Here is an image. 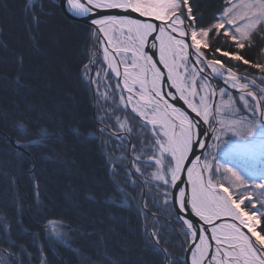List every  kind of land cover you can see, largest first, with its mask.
Instances as JSON below:
<instances>
[{"label": "snow or ice", "instance_id": "1", "mask_svg": "<svg viewBox=\"0 0 264 264\" xmlns=\"http://www.w3.org/2000/svg\"><path fill=\"white\" fill-rule=\"evenodd\" d=\"M225 3L227 6L206 26L200 25L202 17L194 15L190 0H61L60 4L61 9L71 17H90V24L95 26L93 34H103L106 41L103 47V61L107 68L104 73L105 90L100 91L101 72L92 71L98 59L95 54L79 71L81 83L96 96L102 97L105 104H109L110 97L114 104L119 94L116 110H126L130 106L131 113L143 121L140 127L151 129L150 139L142 141L139 149L130 145L131 153L139 154L119 158L106 155L105 177L119 195L103 201L90 194L83 198L113 209L131 210L135 207L137 213L145 218L139 231L146 246L158 254L162 253L164 264H174L172 254L165 247L170 241L164 240L163 226L158 225L156 214L145 211L146 204L144 208L135 205L136 197L133 195L138 186H143L140 177L145 176L147 169L153 166L155 170L150 173L151 179L158 186L173 187L178 193L173 195L172 203L176 219L181 223L177 233L184 238L181 246L188 245V264H264V199L250 194L251 183L248 182L246 187V181L231 167L217 164L213 168V164L207 161L201 164L200 156L189 159L196 148L203 150L207 147L201 140L204 134L201 123L216 121L213 114L216 91L211 87L209 76L211 79L220 77L231 88L246 92L248 99L245 96L240 99L250 108L251 121H255L257 114L264 117V89L259 96L249 91L250 85L256 87V80L241 76L238 65L228 62L237 61L264 73V63L253 62L241 54L246 48L256 47L258 39L264 41V0H225ZM45 6L43 0H40L39 6L33 5L32 0H26L27 26L33 32L45 22ZM133 14L137 15L134 17ZM229 48L237 51L227 50ZM261 51L264 52V48ZM220 57H227L228 61ZM24 62L25 55L20 53L15 79L17 91L29 87L23 83ZM109 74L115 78L114 86L109 81ZM242 80L245 82L242 83ZM260 82L264 84V78ZM165 84L169 85L168 91L164 90ZM225 94L226 89L221 88L220 97ZM176 101H183L191 113H195V118L177 107ZM228 107L221 101L215 105V112ZM16 108L19 109L18 104ZM45 115L42 112L39 119L33 120L16 111L11 126L7 120L0 124V141L9 146L8 155L12 157L9 167H22L31 162L30 172L35 176V161L28 159L30 150L48 147L54 138L58 142L60 125L63 124V120L44 119ZM105 116L109 114L106 112ZM116 119L120 130L129 134L132 132L127 121H120L119 117ZM219 124L223 132L232 130L236 122L226 124L221 120ZM104 131L100 129L101 134ZM72 134L85 142L89 138L76 130H72ZM114 135L116 133H109V138ZM216 138L219 139V136ZM134 139L140 138L137 136ZM118 147L123 148V145ZM124 159L128 160L127 164L121 163ZM186 163L190 167H186ZM221 169L223 174H230L226 185L214 179V173L221 174ZM185 171L191 185L190 194L176 187ZM3 174L10 185L15 183L14 175ZM261 181H257L254 187L264 196V182ZM36 195L39 196V193ZM167 196L168 192H164L165 205L168 204ZM150 215L153 217L151 223L147 219ZM193 216L198 220L194 222L191 219ZM222 219L231 220V223H221ZM8 220L7 215H0V264H26V258L48 264L45 246L39 243L40 237L43 236L51 245L71 247L73 240L70 234L76 231L63 219L45 217L39 232L23 233L32 237V244L38 252V256H34L28 251V245L12 238ZM89 223L93 230L86 235L98 236L104 243L105 221L97 218L90 219ZM80 258L83 264H99L83 254ZM104 259L111 261L107 248L104 249Z\"/></svg>", "mask_w": 264, "mask_h": 264}, {"label": "trees", "instance_id": "2", "mask_svg": "<svg viewBox=\"0 0 264 264\" xmlns=\"http://www.w3.org/2000/svg\"><path fill=\"white\" fill-rule=\"evenodd\" d=\"M32 2L39 6L40 0ZM43 3L46 5L43 9L45 22L33 32L27 26L26 0H0V124L7 120L11 126L16 111L33 120L39 119L43 112L46 114L44 119L63 120L60 125L61 136L58 142L55 138L49 142L48 147L30 150L28 159L35 161L36 166L34 177L30 172L31 162L22 167L8 166L12 159L8 155L10 148L0 141V215L9 217L7 222L12 227V238L18 243L28 245V251L34 256H38V252L32 244V237L23 233L39 232L45 217L63 219L76 229L70 234L73 240L71 246L76 244L79 252L64 245H51L43 236L40 237L45 246L48 264H83L81 254L91 257L99 264H164L163 254H158L146 246L139 231L145 218L137 213L135 207L131 210L113 209L83 198L90 194L103 201L110 196L119 195L108 183L104 171L106 155L109 158L116 157L113 156V151L119 138L116 135L109 138V133L112 132L107 128L101 134V119L98 106L95 110L94 94L81 83L79 77L83 64L88 62L97 48L93 28L70 18L61 9L59 0H43ZM190 3L194 15L202 17L199 21L202 26L211 23L227 6L225 0H190ZM262 48L264 41L258 39L256 47L246 48L241 54L253 62L264 63ZM227 50L237 51L235 48ZM20 53L25 55L23 83L29 87L17 91L15 79L19 70L17 56ZM220 58L228 61L227 57ZM99 62L103 63L101 57L96 60L97 65ZM228 62L233 66L238 65L239 74L255 79L264 87L260 82L264 73L237 61ZM111 77L109 74V78ZM218 87L219 90L223 88L221 84ZM230 95L245 116L246 111L240 102L241 94L231 92ZM17 104L19 109L16 108ZM125 115L133 129L130 133L133 145L139 149L142 146V136L149 138L150 133L140 127L142 122L131 111L125 112ZM104 122V125L119 131L111 116L106 117ZM72 130L88 136V140L85 142L73 135ZM7 134L14 136L17 133ZM137 136L139 140L134 139ZM226 142L227 136H223L218 147L220 151ZM220 160L221 165L236 168L252 176L254 181L249 177L243 178L246 181L245 186H249L250 182L253 186L250 194L264 199L260 190L254 187L257 181L264 180V158L255 162L245 157L221 156ZM4 172L15 176L14 184H9ZM226 176L221 169L217 181L226 185ZM36 184L39 185L38 188ZM35 188L38 189L39 196L36 195ZM140 190L141 187L138 186L133 193L136 197L135 205L144 208ZM145 204V211L155 213L158 225L163 226L164 240L170 241L165 247L172 254L171 260L174 264H187L182 260L187 244L182 247L184 238L177 235L181 223L176 219L174 207L163 211L165 215L161 214V209L166 206L158 201V196L150 189ZM97 218L105 221L104 243L100 242L98 236L86 235L93 230L89 220ZM147 219L151 223L153 217L150 215ZM105 248L111 261L104 259ZM26 264H39V261L26 258Z\"/></svg>", "mask_w": 264, "mask_h": 264}, {"label": "rangeland", "instance_id": "3", "mask_svg": "<svg viewBox=\"0 0 264 264\" xmlns=\"http://www.w3.org/2000/svg\"><path fill=\"white\" fill-rule=\"evenodd\" d=\"M95 39H96V44H98V35L95 34ZM97 46V45H96ZM102 47H104L103 42H102ZM97 49V48H96ZM97 69L95 70V68ZM189 69L192 68L191 62L188 64ZM99 70L101 72V77H100V91L103 92L105 90L104 88V73L107 71L106 64L103 62L97 63L92 66V71L93 73L95 71ZM201 80L203 79L202 77L200 78ZM109 81L112 83L114 86L115 84V78L111 77L109 78ZM199 83L200 81L198 80L197 82V90L199 92ZM211 87L214 89V87L211 85ZM226 89L225 87H223ZM261 92V89H260ZM230 91L226 89V94L221 98L220 97V90L218 94V101L217 103H220L223 101L227 105H229L228 108H222L219 113H217L216 116V121L219 125V121H224L226 124H232L233 121L236 122L235 126L233 127L232 130H224L223 132L220 131V134H216L214 138V143L211 145L209 152L205 155L203 159V163L205 161L213 164V168L217 164H221L220 157L221 156H234V157H245L249 158L251 161H257V160H262L264 158V126L260 121L259 115H256L255 121H251L249 112L250 108H248L246 105H244L243 101L240 100L242 107L246 111V115H242L240 112V109L236 105V101L232 98L230 95ZM94 94V104L97 109L98 106V113L100 115V128L105 129L107 128L112 129V127H108V125H104L105 122L103 123L104 119L106 118L105 113L107 112L109 116H111L112 120L117 124V128L119 129V123L117 122V117L120 118V121H127L128 118L125 115V112L131 111V107L129 106L128 109H121V110H116V106L119 105V94L115 97V103L113 104L112 98H109V104H105L103 102L102 97L96 96ZM126 95V93H125ZM244 96V95H241ZM98 98V102H97ZM231 98V99H230ZM247 99V97L245 96ZM198 102V101H197ZM252 102L249 101V104ZM234 109V110H232ZM134 114V113H133ZM136 116V114H134ZM103 118V119H102ZM141 121V120H140ZM143 123V121H141ZM215 123V122H214ZM127 126L131 127V124L127 122ZM147 131L150 133L148 134L149 138H145V136H142L141 142L144 141L145 139H150L151 136V129L150 127L147 129ZM118 132H124V130H120ZM127 132V131H125ZM217 136H219V139L221 140L223 136H227V142L225 143V146H223V150L220 151L219 143L220 140L218 139L217 141ZM119 141L116 145L115 150L113 151V156L115 155L116 158L119 157H128L129 156V142L127 137H119ZM219 142V143H218ZM123 145V148L118 147L119 145ZM215 145V147H213ZM128 152V154H127ZM134 155V154H133ZM136 155V154H135ZM215 158V159H214ZM124 163H128L127 159L122 160ZM235 170L242 178L249 177L251 181H254L252 179V176L248 175L246 172H243L241 170H238L236 168H232ZM155 170V167L148 168L146 171L145 176H142L141 179V187L140 191H144L148 194L149 189L151 190L152 193H154L156 196H158V201L166 206L165 208L161 209L162 211L161 214H164L163 211H167L168 209H171V206H173L172 203V195H171V186H158V183L155 180L151 179L150 173ZM227 174V178L228 179ZM218 174L214 173V179L217 180ZM147 179V183H145V180ZM257 180V179H256ZM264 182V181H261ZM164 192H168L167 200L168 204L165 205L163 203L165 197H164ZM146 200L143 199V205H145ZM165 215V214H164ZM151 218V217H150ZM188 246V245H187Z\"/></svg>", "mask_w": 264, "mask_h": 264}, {"label": "water", "instance_id": "4", "mask_svg": "<svg viewBox=\"0 0 264 264\" xmlns=\"http://www.w3.org/2000/svg\"><path fill=\"white\" fill-rule=\"evenodd\" d=\"M59 4H61V0H59ZM113 11H116V10H113ZM137 14H133V16L135 17ZM69 16V15H68ZM70 18L72 19H75V20H79V21H82L84 23H86L88 26L90 27H95V26H92L90 24V17H82V18H75V17H71L69 16ZM142 20H146L147 18H140ZM99 41H98V54L101 53V48H100V42H101V39L104 38L103 37V34H99ZM157 59H158V56H157ZM122 69V67H121ZM165 75H166V70H165ZM241 76H244V75H241ZM248 80H251V79H248ZM209 81L210 83H213L214 85V88L216 90V98L214 100V108H213V114L214 116L216 115V112H215V105L217 104V101H218V93H217V86H216V83L217 82H220L221 84H223L225 87H227L230 91H233V92H239V93H243L246 95V92H242V91H239L238 89H233L231 88L229 85H226L224 83V80L220 77H217L216 79H211V77L209 76ZM242 83L245 82V81H241ZM257 87H259L257 84H256ZM169 89V85L165 84L164 85V90L165 91H168ZM249 91H253L255 92L258 96L260 95V93L258 92V90L255 88H253L251 85L249 86ZM174 91V90H173ZM176 106L181 108L182 111H187L188 113L191 114V116L193 118H195V113H191V109H189L187 107V105H185L183 103V101H176L175 102ZM259 118L262 121H264V117H261L259 115ZM263 126H264V122H262ZM213 129H216L215 131ZM201 130L204 132V134L201 136V140L204 141L207 145V147H205L203 150L199 149V148H196L195 149V152L193 154H190L189 156V159H192L193 156H200L201 157V164H203V156L204 154L206 153L207 149L210 147V145L213 143V140L215 138V135L216 134H220V130H219V126L217 123H215L214 125H212V121L210 120V124H203L201 123ZM113 133H116L114 131H112ZM117 135L119 136H123V135H126L128 137V140H129V143L130 145H132V140L129 136V134L127 132H121V133H116ZM218 141V139H217ZM129 156H132V153H131V150H130V147H129ZM186 167H190L189 164L186 163ZM177 188H183L186 193L190 194V190H191V185L188 183V179H187V174H186V171L182 173L181 175V178L180 180L177 181V185H176ZM173 195H178V193L175 191V189L172 187V197ZM191 219L195 222L198 220L197 217H191ZM226 219H222L220 222L223 223L225 222ZM186 261L188 263V260H187V252H186Z\"/></svg>", "mask_w": 264, "mask_h": 264}, {"label": "bare ground", "instance_id": "5", "mask_svg": "<svg viewBox=\"0 0 264 264\" xmlns=\"http://www.w3.org/2000/svg\"><path fill=\"white\" fill-rule=\"evenodd\" d=\"M103 40H104V38H103ZM103 42L106 43L105 40H104ZM94 54L97 55V56L100 55V54H98V49L95 50ZM122 70H123V69H121V71H122ZM95 110H96V107H95ZM36 185H37V184H36ZM35 191H36V193L39 192L37 188H35ZM142 194H143V199L146 200L147 193L145 192V190L142 191ZM20 221H22V220L20 219ZM223 223H231V220L226 219V221L223 222ZM39 243H41V240H39ZM187 247H188V246H187ZM187 247H186V248H187ZM70 248H71L72 250H73V249L77 250L76 252H79V251H80L79 247L76 246V244H74V243L72 244V246H71ZM44 250H45V249H44ZM182 260H183L184 262L187 263V261H186V249L184 250V256H182ZM187 264H188V263H187Z\"/></svg>", "mask_w": 264, "mask_h": 264}]
</instances>
